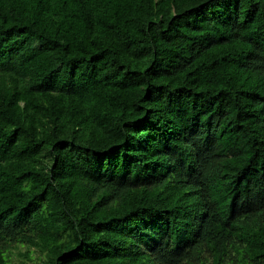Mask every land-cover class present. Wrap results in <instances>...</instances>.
<instances>
[{"label": "trees", "instance_id": "trees-1", "mask_svg": "<svg viewBox=\"0 0 264 264\" xmlns=\"http://www.w3.org/2000/svg\"><path fill=\"white\" fill-rule=\"evenodd\" d=\"M0 264H264V0H0Z\"/></svg>", "mask_w": 264, "mask_h": 264}]
</instances>
